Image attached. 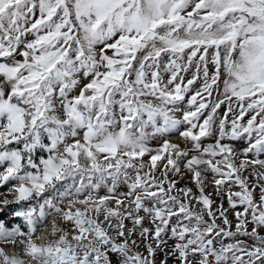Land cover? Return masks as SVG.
I'll return each mask as SVG.
<instances>
[{
	"label": "snow or ice",
	"instance_id": "obj_1",
	"mask_svg": "<svg viewBox=\"0 0 264 264\" xmlns=\"http://www.w3.org/2000/svg\"><path fill=\"white\" fill-rule=\"evenodd\" d=\"M0 264H264V0H0Z\"/></svg>",
	"mask_w": 264,
	"mask_h": 264
}]
</instances>
